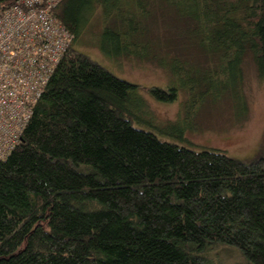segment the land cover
<instances>
[{"label": "trees", "instance_id": "obj_1", "mask_svg": "<svg viewBox=\"0 0 264 264\" xmlns=\"http://www.w3.org/2000/svg\"><path fill=\"white\" fill-rule=\"evenodd\" d=\"M172 1L195 53L216 60L215 80L198 89H230L245 105L246 57L264 79V0ZM105 6L99 51L116 59L151 50L144 59L160 67L170 59L142 42L146 29L136 19L110 27L117 9L107 0L58 3L54 14L71 46L18 144L0 159V264H216L214 252L224 247L264 264V156L243 163L135 128L132 109L145 104L139 87L78 50ZM149 93L176 100L175 90Z\"/></svg>", "mask_w": 264, "mask_h": 264}, {"label": "rangeland", "instance_id": "obj_2", "mask_svg": "<svg viewBox=\"0 0 264 264\" xmlns=\"http://www.w3.org/2000/svg\"><path fill=\"white\" fill-rule=\"evenodd\" d=\"M107 1L117 9L116 17L110 14L107 21L110 27H117L119 20L136 19L146 29L142 42L153 46L156 56L170 57L165 67L146 62L144 58H151V50L139 51L138 56L129 58H110L94 45L103 30L107 7L98 8L89 20L86 45L78 50L118 79L139 87L145 104L134 105L132 109L138 118L133 121L135 128L195 152L219 150L243 163L264 156V79L258 77L251 57H246L242 64L241 94L245 105L232 100L230 89L224 94L199 90L201 81L215 80L210 68L217 67L216 60L195 53L193 42L185 35L186 25L176 11L169 9L170 0ZM219 79L228 82L224 76ZM151 88L175 90L176 100L158 102L151 97ZM191 88L195 90L193 94ZM214 258L216 264H249L227 247L217 249Z\"/></svg>", "mask_w": 264, "mask_h": 264}, {"label": "built area", "instance_id": "obj_3", "mask_svg": "<svg viewBox=\"0 0 264 264\" xmlns=\"http://www.w3.org/2000/svg\"><path fill=\"white\" fill-rule=\"evenodd\" d=\"M61 0L0 7V159L18 144L73 36L56 18Z\"/></svg>", "mask_w": 264, "mask_h": 264}]
</instances>
